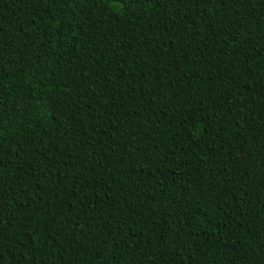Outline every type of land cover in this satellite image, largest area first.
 <instances>
[{"label": "trees", "instance_id": "1", "mask_svg": "<svg viewBox=\"0 0 264 264\" xmlns=\"http://www.w3.org/2000/svg\"><path fill=\"white\" fill-rule=\"evenodd\" d=\"M0 264H264V0H0Z\"/></svg>", "mask_w": 264, "mask_h": 264}]
</instances>
